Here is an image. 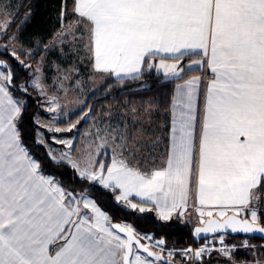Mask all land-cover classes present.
Here are the masks:
<instances>
[{
    "label": "snow or ice",
    "instance_id": "6c2138e0",
    "mask_svg": "<svg viewBox=\"0 0 264 264\" xmlns=\"http://www.w3.org/2000/svg\"><path fill=\"white\" fill-rule=\"evenodd\" d=\"M9 7L0 4L5 35L18 15ZM71 11L70 27L87 35L93 72L123 83L155 69L165 80L183 81L171 100L166 161L139 165L143 140L127 120L97 127L81 159L71 155L72 140L53 135L69 149L57 155L37 130L34 143L45 147L48 164L69 168L74 180L89 185L80 192L66 188L58 178L64 174L47 172L48 164L25 145L19 126L25 102L14 98V73L0 60V264H173L177 253L166 251L163 238L113 223L91 191L110 194L120 211L154 212L158 223L174 215L182 220L194 189L201 225L194 235L211 233L213 240L180 250L179 264H206L205 255L214 252L231 259L236 245L225 244L229 230L264 237V195H258L264 193V0H72ZM64 14L62 7V28ZM11 56L30 67L15 50ZM201 69L211 72L206 90L202 76L184 78ZM17 86L27 93L25 84ZM31 86L44 94L39 76ZM58 108L51 98L47 111ZM131 111L135 121L138 109ZM144 111L151 114L150 102ZM243 246L250 247L247 240Z\"/></svg>",
    "mask_w": 264,
    "mask_h": 264
},
{
    "label": "rangeland",
    "instance_id": "374dc122",
    "mask_svg": "<svg viewBox=\"0 0 264 264\" xmlns=\"http://www.w3.org/2000/svg\"><path fill=\"white\" fill-rule=\"evenodd\" d=\"M12 1L13 0H0V4L10 6L8 10L13 13L14 5ZM62 7L65 9L63 28L61 20V24L54 30L53 36L43 43H39L44 47V52L39 57L37 62L34 65L28 63L25 64L30 67L24 66L28 69V76L21 84H25L28 87L27 92L32 93L38 107L37 111L33 114L32 123L26 128V136L29 137L30 132L31 139L34 141L36 132L39 130L44 134L45 140L56 151L57 155H59L60 152H67L69 149H67V147L63 144L54 143L52 136L55 135L58 139H70L73 142L71 155L73 158L81 159L83 158L88 146L94 140L97 127L103 128L108 123L115 124L120 120H127L130 124H132L133 134H139L143 140V149L140 154L144 156V162L147 164L152 163L155 160L156 152L160 153L163 151L167 127L165 111H162L161 114V109L158 111L159 105L157 106L156 104L151 103L153 111L149 115L144 111L149 102L146 104L132 102L131 104V102L125 100L122 103L112 106L100 107L95 116L91 115L92 111L88 108L84 113L80 114L75 121L66 123L65 125L60 124L61 122L68 120L69 115L84 108L86 98L90 95V93L98 89L103 82L104 76L106 75L93 72L91 64L88 63L89 53L84 47L87 35L84 32V29L82 27H70L71 25H74L76 20V17L71 11V3L65 1L63 2ZM2 19L3 17L0 16V20ZM62 30L68 33V35L63 38L58 35V33ZM82 34L83 38H81ZM3 35L4 33L0 32V38H2ZM73 36H75L76 39H73ZM13 37H15V39H12ZM61 39H63L62 43ZM5 46L7 47L5 48ZM34 47L35 46L27 47L23 45L17 35L13 33L9 34L6 38H4V40H0V51H7L10 54L13 50H15L17 54L24 50L27 54L26 56L29 57ZM37 68L40 69V72L36 71ZM72 69H75V71H71ZM37 76H39L41 83L44 85L43 95L41 94V89H34L31 86L32 81ZM65 76L68 78L64 79ZM10 90L13 92L12 87ZM14 97L15 99L21 100V98L16 95H14ZM53 97L55 98V102L59 104V108L56 112H49L47 111L49 107V100ZM133 107L138 109L135 121L133 120V113L131 111ZM53 117H56V119L53 120ZM37 120H39V123H37ZM85 120H90L87 126L83 125ZM72 124H75L76 127L73 128L71 132L61 131L52 133L47 131L48 126L67 129ZM154 143L155 146H153ZM192 206L188 208L182 218V221L189 224L190 230H192L193 226L199 224L198 213L195 208H192ZM216 211L217 210H213L214 215ZM208 239L209 238H206L200 240L199 242H194L193 244L198 246V244L200 245V243ZM245 240H247L250 247L243 246ZM165 243L167 246L179 249H184L190 245L176 246L168 244L166 241ZM232 243L241 245V247L240 249H236L232 252L231 257L240 251H244L250 253L249 259H240L238 262L237 260H231L228 257H220L218 254L213 253L218 257L214 256L215 260H213L212 264H221L222 260L226 264L228 260H230L228 264H256V261L258 260L261 261V264H264L263 240H256L255 238H247L244 236L233 237L227 235L225 237V244ZM207 257L208 256L205 255L204 258L206 259ZM182 259L183 257L179 256L177 253L173 261L179 264Z\"/></svg>",
    "mask_w": 264,
    "mask_h": 264
},
{
    "label": "trees",
    "instance_id": "16d2710c",
    "mask_svg": "<svg viewBox=\"0 0 264 264\" xmlns=\"http://www.w3.org/2000/svg\"><path fill=\"white\" fill-rule=\"evenodd\" d=\"M71 3V0H13L14 5L13 14L18 11V15L15 17L14 24L7 34L3 35L0 40H4L9 34H16L21 43L27 47H34L30 56L27 57L26 52L20 51V59L25 64L34 65L39 57L44 52V47L39 43H43L47 39L53 36L54 30L61 24L60 14L63 2ZM31 13L26 22L25 16ZM38 45V46H37ZM40 45V46H39ZM0 60L6 61L14 73L13 93L17 97L23 100L25 111L23 112L22 122L19 124L24 137V143L29 148L30 152L39 160L48 164V157L46 155V149L42 145H36L31 139L30 132L29 137L26 136V128L30 126L33 120V114L37 111V103L32 93H22L19 91L17 85L24 82L28 76V69L20 65L18 61L7 51H0ZM196 71H189L184 77L195 73ZM177 82V81H176ZM174 81L165 80L161 73H157L154 69L150 72L146 71L144 76L139 80L124 79L123 83L119 80L112 78L111 76H104L102 84L94 92L86 98L84 108L78 112H74L69 115L68 120L61 122V125L71 123L75 121L77 117L84 113L88 108L91 109V115L95 116L100 107L112 106L122 103L123 101L138 102L146 104L147 102L156 104L161 111H166L170 103L171 92ZM90 120L83 122L84 126H87ZM47 172L63 173L61 178L64 186L69 189H75L80 192L82 189L89 187L78 179H73V173L69 168H55L48 164L45 169ZM90 194L95 199L97 204L102 210H104L111 218L112 222L128 223L131 224L137 232L151 233L155 237H162L168 244L172 245H187L193 244L194 241L191 238L190 226L187 222L177 219L176 216L168 222H156L154 220L155 213H138L120 211L117 205L114 203L112 196L100 195L98 191H91ZM264 193H258L263 195ZM170 224L173 227H160L159 224ZM256 240H261L255 238ZM239 251V250H238ZM217 256L216 254H213ZM219 256V255H218ZM217 256V257H218ZM215 260L214 256L210 258H204L206 264H212ZM175 264H178L175 262Z\"/></svg>",
    "mask_w": 264,
    "mask_h": 264
},
{
    "label": "crops",
    "instance_id": "0c3cea01",
    "mask_svg": "<svg viewBox=\"0 0 264 264\" xmlns=\"http://www.w3.org/2000/svg\"><path fill=\"white\" fill-rule=\"evenodd\" d=\"M71 9H72V0H71ZM194 58L195 59H198L199 57H194ZM88 63L91 64L90 63V60H89ZM188 72H186L184 75H186ZM160 73L162 74V72H160ZM191 76H202L203 77V80H204V84L202 85V89L206 90L207 81L211 78V72H210V70L201 69V70H198L195 73L190 74V75H188V76H186L184 78L185 79H188ZM111 77L114 78V79H117L115 76H111ZM177 82H181L182 83L183 81H177ZM174 90H175V83H174L173 88H172L169 106L167 107V109L165 111L167 127H166V134H165V141H164L165 143H164V146H163V151H161L160 153L159 152L158 153L156 152V155H155V160L156 161L154 160L152 163H148V164L146 162H144V160H143V157L144 156L142 154L138 153V156H139V161L138 162H139V165L142 168L151 169V168L161 167V166L164 165V163L166 161V155H167V150H168V145H169V133H170V129H171V114H170V108H171V100H172V96L174 94ZM202 106H203V95L201 94V97H200V107L202 108ZM134 163H137V161H134ZM194 202H195V190L193 189V193L190 195V198L188 200L187 210H188V208H190L194 204ZM211 210H216V209H211ZM212 256H215V255H212ZM249 257H250V253L244 252V251H240V252L234 254L233 257H231V260L233 259V260H237L238 261L240 259L241 260H243V259H249ZM229 261L230 260L227 261V264H228Z\"/></svg>",
    "mask_w": 264,
    "mask_h": 264
},
{
    "label": "water",
    "instance_id": "95a60500",
    "mask_svg": "<svg viewBox=\"0 0 264 264\" xmlns=\"http://www.w3.org/2000/svg\"><path fill=\"white\" fill-rule=\"evenodd\" d=\"M218 218V217H217ZM113 223H119V222H113ZM197 226H201L199 224H196L195 226H193L192 230H191V238L194 242H199L200 240H203V239H206V238H211L213 237V234L209 233V234H204L202 233L200 237H196L194 235V229L195 227ZM228 235L229 236H233V237H237V236H244V237H247V238H258V239H261L264 241V237L261 236V234H243V233H236V234H233L230 232H228ZM173 264H175V261H173Z\"/></svg>",
    "mask_w": 264,
    "mask_h": 264
},
{
    "label": "built area",
    "instance_id": "2783aa9c",
    "mask_svg": "<svg viewBox=\"0 0 264 264\" xmlns=\"http://www.w3.org/2000/svg\"><path fill=\"white\" fill-rule=\"evenodd\" d=\"M192 208L194 209L193 206H192ZM146 234H150V235H152L151 233H146ZM152 236L154 237V240H159V239L162 238V237H155L154 235H152ZM212 240H213V238L211 237V238H209V239L206 240V241H207V242H211ZM206 241L200 243V245L198 244V246H195L194 244H190L188 247H185L184 249H187V248H192V249L200 248L201 246H203V245L206 243ZM233 244H235V243L227 244V245H233ZM235 245H236V244H235ZM215 246H216L217 248H220V247H221V245H219L218 243H217ZM240 247H241V245H238V244H237L235 250H236V249H240ZM165 249H166V251H167V250H175L176 253H178V254H179V251L182 250V249H179V248H173V247H171V246H167L166 243H165ZM235 250H233L232 252H234ZM214 253L218 254L220 257H226V256L222 255V254L219 253V252H214ZM179 256H180V255H179ZM221 264H226V263H225L224 261H222Z\"/></svg>",
    "mask_w": 264,
    "mask_h": 264
}]
</instances>
